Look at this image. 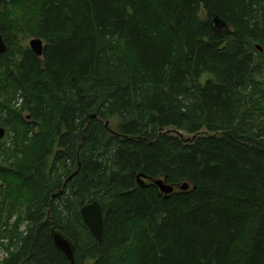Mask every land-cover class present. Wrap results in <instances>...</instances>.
I'll return each mask as SVG.
<instances>
[{
  "label": "trees",
  "instance_id": "1",
  "mask_svg": "<svg viewBox=\"0 0 264 264\" xmlns=\"http://www.w3.org/2000/svg\"><path fill=\"white\" fill-rule=\"evenodd\" d=\"M0 34V264H69L52 229L76 264H264V0H0Z\"/></svg>",
  "mask_w": 264,
  "mask_h": 264
},
{
  "label": "water",
  "instance_id": "2",
  "mask_svg": "<svg viewBox=\"0 0 264 264\" xmlns=\"http://www.w3.org/2000/svg\"><path fill=\"white\" fill-rule=\"evenodd\" d=\"M214 29L220 30L221 28H227L225 22L221 21L218 18H214L213 24ZM29 48L32 53L41 57L43 55L44 44L43 41L38 38H33L29 42ZM6 52V44L3 40L2 35L0 34V54ZM108 123H106L107 126ZM4 129L0 127V140L4 137ZM203 133H198L195 135H188L176 129H167L165 132L160 135H171L179 138L184 144H189L196 140L197 137L201 136ZM137 182L140 187L147 188L149 186L156 187L165 198H168L171 193L174 192V186L168 185L166 179L160 180H150L144 175L139 174L137 176ZM148 182V183H147ZM189 186L184 184L179 187L183 192L187 191ZM80 215L84 225L88 228L90 234L98 241H101L103 235V215L100 204L97 201H93L88 205L83 206L80 209ZM52 243L54 247L60 251L64 258L69 262V264H76L74 259V248L72 242L66 238L63 234L58 232L55 229H52L50 232Z\"/></svg>",
  "mask_w": 264,
  "mask_h": 264
},
{
  "label": "rangeland",
  "instance_id": "3",
  "mask_svg": "<svg viewBox=\"0 0 264 264\" xmlns=\"http://www.w3.org/2000/svg\"><path fill=\"white\" fill-rule=\"evenodd\" d=\"M32 39H33V38H28L27 40L24 41L23 45L29 47V42H30V40H32ZM6 134H7V133L5 132V133H4V138H3V139L6 138ZM4 256H5V252L3 251V249L0 248V259H2Z\"/></svg>",
  "mask_w": 264,
  "mask_h": 264
},
{
  "label": "flooded vegetation",
  "instance_id": "4",
  "mask_svg": "<svg viewBox=\"0 0 264 264\" xmlns=\"http://www.w3.org/2000/svg\"><path fill=\"white\" fill-rule=\"evenodd\" d=\"M148 183V182H147Z\"/></svg>",
  "mask_w": 264,
  "mask_h": 264
}]
</instances>
